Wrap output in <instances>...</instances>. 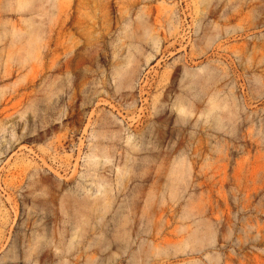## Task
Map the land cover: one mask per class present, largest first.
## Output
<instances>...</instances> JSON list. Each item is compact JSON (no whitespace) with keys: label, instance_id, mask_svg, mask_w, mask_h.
<instances>
[{"label":"rangeland","instance_id":"1","mask_svg":"<svg viewBox=\"0 0 264 264\" xmlns=\"http://www.w3.org/2000/svg\"><path fill=\"white\" fill-rule=\"evenodd\" d=\"M0 264H264V0H0Z\"/></svg>","mask_w":264,"mask_h":264},{"label":"bare ground","instance_id":"2","mask_svg":"<svg viewBox=\"0 0 264 264\" xmlns=\"http://www.w3.org/2000/svg\"><path fill=\"white\" fill-rule=\"evenodd\" d=\"M210 99H213V97L211 96ZM175 105L177 106V110L185 113L188 111V109L184 106V103L182 101L176 102ZM215 107V103L212 104L210 109H213ZM185 111V112H184ZM211 111V110H210ZM94 137H96V133L93 134ZM91 152L88 154V158H89V165L94 167H97L101 162L103 161H110V158L107 153V151L100 145L95 144L94 142H92L91 145ZM121 175H124V173H122ZM182 176V174H181ZM95 182V181H93ZM99 186L103 187V192L105 193V198H107V194H109L110 192V188L108 187L106 182H97ZM110 206V202H106L104 204V208H109Z\"/></svg>","mask_w":264,"mask_h":264}]
</instances>
